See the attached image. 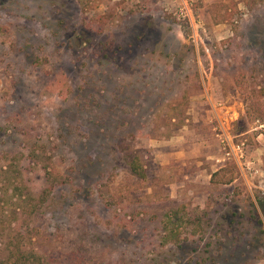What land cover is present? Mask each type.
Instances as JSON below:
<instances>
[{
  "label": "rangeland",
  "instance_id": "obj_1",
  "mask_svg": "<svg viewBox=\"0 0 264 264\" xmlns=\"http://www.w3.org/2000/svg\"><path fill=\"white\" fill-rule=\"evenodd\" d=\"M0 264H264V0H0Z\"/></svg>",
  "mask_w": 264,
  "mask_h": 264
},
{
  "label": "built area",
  "instance_id": "obj_2",
  "mask_svg": "<svg viewBox=\"0 0 264 264\" xmlns=\"http://www.w3.org/2000/svg\"><path fill=\"white\" fill-rule=\"evenodd\" d=\"M215 137L217 138V141L222 150L223 156L226 159H230L234 162H239L243 154L242 141H233L229 133H227L224 130H220V127L216 128Z\"/></svg>",
  "mask_w": 264,
  "mask_h": 264
},
{
  "label": "trees",
  "instance_id": "obj_3",
  "mask_svg": "<svg viewBox=\"0 0 264 264\" xmlns=\"http://www.w3.org/2000/svg\"><path fill=\"white\" fill-rule=\"evenodd\" d=\"M233 178V173L229 167H220L217 170L213 171L210 174L209 182L210 183H229Z\"/></svg>",
  "mask_w": 264,
  "mask_h": 264
}]
</instances>
